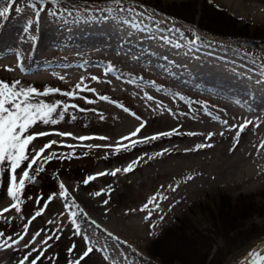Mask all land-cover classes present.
Segmentation results:
<instances>
[{
  "label": "bare ground",
  "instance_id": "1",
  "mask_svg": "<svg viewBox=\"0 0 264 264\" xmlns=\"http://www.w3.org/2000/svg\"><path fill=\"white\" fill-rule=\"evenodd\" d=\"M23 4L10 5L7 0H0V8H10L7 17L0 18V69L3 77L11 82L55 80L64 88H73L76 92V86L81 85L79 95L71 99L56 94L38 98L53 104L63 101L68 107L61 122L38 123L40 125L31 130L50 133L42 137L65 145H53L47 152L62 148L68 151L116 153L114 148L105 146L116 145L121 137L127 136L146 121L139 135L132 139L139 141L143 137L164 132L171 135L137 143L127 150L137 151L132 162L137 157H143L133 165L134 168L140 167V164L150 167L168 159L166 173L178 172L180 180L177 183L179 187L167 191V202L181 200L182 193L195 188L189 176H197L201 182L209 180V176L213 181H247L252 177L247 175L249 168H264V71L252 62L228 50L225 44L203 37L190 40L186 32L171 28L169 23H156L139 15L122 13L116 10L117 7L68 5L66 10L53 17L40 14L37 18L34 11L24 10ZM243 6L264 13V0H243ZM6 68L13 70L7 71ZM146 70H152L161 84L166 83V86L163 84L164 88H158L144 83L139 74ZM187 86L211 91L214 96L218 94L230 104L226 100H215V105L227 108L224 114L205 111L206 117L200 118L197 112L189 106H182L177 99ZM123 95H128L135 103L136 114L141 120L99 101L102 96L111 100ZM85 99L94 103H87ZM72 105H79V108ZM160 121L171 126L158 132H147L153 122L160 124ZM245 121L252 123L240 132L235 126ZM173 129L177 131L172 132ZM59 132L90 139L81 141L61 137L56 134ZM209 133L215 135L206 139ZM246 134H250V140L240 146L239 137ZM237 136L238 142L234 139ZM158 142L162 143L161 147L153 149V144ZM201 144L212 146L197 150L196 146ZM165 149L167 151L160 155ZM127 150L121 149L119 152ZM207 172L211 175L206 176ZM110 175L98 176L96 181ZM70 189L67 190V204L71 205L74 200L79 208H68L66 214L78 224L80 221L87 225V217L82 220L79 214L78 221L71 216V211L81 213L80 209H86L99 225L90 226L91 232L107 237L100 223L107 221L101 207L95 200L91 202ZM100 244L103 246L102 242ZM257 251L264 255V239L240 255L241 264L254 262L251 255ZM0 252L5 254L6 264H11L10 259L17 249L8 248ZM255 262L264 264L262 261Z\"/></svg>",
  "mask_w": 264,
  "mask_h": 264
},
{
  "label": "rangeland",
  "instance_id": "2",
  "mask_svg": "<svg viewBox=\"0 0 264 264\" xmlns=\"http://www.w3.org/2000/svg\"><path fill=\"white\" fill-rule=\"evenodd\" d=\"M162 1L164 4L177 5L189 1L193 2V0ZM207 1L222 10L226 15L238 20L241 24H248L250 30L264 32V13L256 12L248 9L247 6H243V0ZM18 2L24 3L22 7L24 10L34 11L30 6L29 0H18ZM32 2L36 3L38 0H32ZM196 3L198 8H200V2ZM68 5H85L84 7L92 8L112 6L115 8L117 7L116 10L122 13L139 15L142 18L156 23H169L171 28L186 32L190 40L203 37L225 44L228 50L235 51L236 54L247 59L248 62H252L259 70L264 71V49L257 48L260 44H264V39L230 38L208 34L197 27L196 23L198 21V16L195 19V23H186L135 0H121L120 4H117L116 0H54V2L53 0H44L43 6L46 8V11L41 14L46 17H53L66 10ZM128 9H134V11H129ZM15 13L17 12L15 11ZM247 43H251L255 46L251 47ZM146 72L139 74L140 79L144 83L158 88L163 87L164 83L161 84V80L157 78L152 70L150 72L146 70ZM0 80L15 85V82H11V80L3 77L1 69ZM19 81V86H21V88L32 87L36 88L38 92L48 93V95L37 96V99L55 94L65 95L67 99L79 95H68V93H76V91L73 88H64L55 80H44V82ZM55 89H59L60 91L55 92ZM177 99L182 106H189L192 110L197 112L196 114H198L200 118L206 117V112L210 111L221 115L224 114V110L227 109L215 105V100H224L222 96L218 94L214 96L213 92L196 86H187L182 90V93L177 96ZM99 101L104 105L115 107L131 118L141 120L136 114L135 103L128 95H123V97L117 96L111 100L100 98ZM85 102L94 103L87 99H85ZM225 102L230 104L228 100ZM132 113H135L136 116H133ZM199 117L197 120H199ZM155 123L156 122H153L147 132H158L159 130L161 131L171 126L164 124L162 121H160V124ZM39 125L40 124L36 126ZM250 137V134L240 136V146H244L248 143ZM50 140L51 138L49 137H42L33 141L30 147L32 146L39 149ZM161 145L162 143L158 142L153 144L152 148L158 149ZM50 153H63L67 158H53L51 161L47 162L44 165L45 170L39 173L36 180L32 183L26 182L24 188L17 192L18 200L16 201L12 200L8 190L9 173L5 171L3 175H0V209L8 207L10 203L17 204L21 209V211L17 212L15 208H13L11 213H4L5 215L3 214V216L0 217V231L6 234L23 231L24 226L28 224L27 218L31 217L39 206L36 201L37 197H43L44 199L40 201V204H44V201L49 196L54 193L56 194L52 201L47 203L46 208L43 209V214L36 217L29 224L28 235L25 236V240L21 241L20 245L15 248L17 252L10 259V261L12 260L9 262L11 264H16V262L23 257L24 253L28 251L23 248L24 243L40 229H44V231L37 237L36 244L33 246L36 248H44L45 245H43L41 241L46 239L48 235H55L57 230H59V239L49 241L50 246L46 248L44 253L49 259H43L42 264H74V261L79 258L80 253H82L86 247L85 240L88 241L87 246L93 248L94 251L89 257L81 260L80 264H162L160 260L151 257L148 252L150 249L153 250V242L161 236L166 229L178 225V220L187 224L189 229L202 232L207 237V241L216 242V246H222L223 243L218 235L214 234V230L211 226L212 224L208 218L209 211L214 210V204L218 201L217 197L220 195L229 197L233 200L239 198L245 199V201H248L249 198L255 199L256 214L246 220L245 224L247 227L254 226L264 231V168H249L250 172H248L249 174L247 175H252V177L247 181H240V179L213 181L212 176H209V180L201 182V179L195 176L190 180L192 186L196 185L195 188L186 194H181L179 192V195L181 194V200L179 199L176 202L174 200L167 202L168 198L159 200V208H151L150 206L152 213L151 218L146 219L148 212L141 211V208L148 198L154 193H160L166 196L168 194L167 191L171 190L169 185L176 188L175 186L180 180L177 176L178 172L166 173V169H168V159L150 167L140 164V167H133L132 171L122 172V170L127 168L132 162V158L137 155V151L127 150L117 154L112 152H97L94 150L68 151L59 148L48 152L46 151L44 155L47 156ZM117 168L121 169V171L115 176L110 175L102 180L96 181V179H94L87 184L83 183L84 179L90 175L105 171L111 172ZM21 171L22 170H18L17 172V182L19 181ZM208 175L211 174L207 172L206 176ZM61 183L64 184L66 190L71 188L70 190L83 196L85 199L91 202L95 200L107 217L105 223L100 222L102 224L101 227L103 230L105 229L107 232L112 233L114 237H119L120 242H117L114 238H107L108 236L104 238L93 234V232H91L92 229H90V226H93L89 221L90 219L91 221L97 220L92 219V214L86 209H80V212L82 210V213H86V216L81 213L79 217H81L82 220L87 217L86 220L89 219V221L87 225H83L80 223L79 218L76 217L79 221L81 234L75 235L74 231L76 225L73 224V219L66 214L68 208L65 207V205L68 204L67 198L61 194L62 189L59 187ZM160 184L163 188H161ZM16 188H19V183H17ZM101 191L105 194L95 195V193ZM166 197H168V195ZM105 200H108L107 205L104 204ZM12 216H14L13 218L15 220ZM161 217H163V219H161ZM49 221H52V223H49ZM150 225H154V227H150ZM263 239L264 235L252 238L243 247L234 250L222 264H241L242 256L240 255L249 247ZM125 241L126 243H124ZM100 242H102L103 246ZM73 245L76 246L74 251H69ZM216 246H214V250ZM4 250L5 249H0V251ZM214 250H212V252H214ZM256 253L262 255L260 251ZM256 253L251 255V258H253L252 260L254 262H260L255 255ZM33 255H35V253ZM6 261L5 254L0 252V264H6Z\"/></svg>",
  "mask_w": 264,
  "mask_h": 264
},
{
  "label": "snow or ice",
  "instance_id": "3",
  "mask_svg": "<svg viewBox=\"0 0 264 264\" xmlns=\"http://www.w3.org/2000/svg\"><path fill=\"white\" fill-rule=\"evenodd\" d=\"M10 5H16L18 0H7ZM31 8L34 10L35 15L39 18L42 12L46 11L44 5V0H38V2L34 3L32 0H29ZM54 2V0H53ZM117 4L121 3V0H116ZM39 5V6H38ZM129 11H134V9H128ZM10 12L9 7L0 8V18H6ZM151 18V17H150ZM7 71H12L11 68H6ZM96 79H99L98 77ZM20 81L17 80L15 85H12L4 80H0V175H3L5 171L9 173V193L11 198L16 201L18 200L17 192L24 188L26 182L32 183L36 180L39 173L43 172L44 165L51 161L53 158H60L64 157L67 158L65 154L60 153H50L49 155L45 156L44 153L51 149L53 145L65 146L62 142H58L56 140H50L48 143L44 144L39 149L32 147L30 149V145L33 144L38 137H42L45 135H49L50 133L47 132H32L31 130L38 124H56L61 122L64 119L65 113L68 111V107L64 104L63 101H57L56 103H49L47 101H40L37 99L39 95H48V93L38 92L36 88L28 87V88H21ZM77 92L76 93H68V95H77L81 85L78 84L76 86ZM86 91H94V89H85ZM55 92H59V89H55ZM101 99H107V97H100ZM74 108H79V105H72ZM81 111H88V109H80ZM127 110V109H126ZM133 116H136L135 113H132ZM227 123V121H225ZM252 121H245L243 124L236 125L235 127L242 132ZM146 121L142 122L139 127H137L134 131L130 132L127 136H123L120 140L116 143V145H107L105 147H112L115 149L116 153L118 154L121 149L127 150L130 147H135L137 143L148 142L150 140L158 139L160 136H168L171 133L164 132V133H156L151 137H143L141 140H134L133 137H137L141 131V129L145 126ZM176 129H173L172 132H176ZM61 137H72L77 140H88L90 137L87 136H80L76 137L73 133L69 132H59L56 133ZM190 135H196V133H190ZM215 133H209L206 139H211ZM98 139H108V137H98ZM238 142V136L234 138ZM124 141H128L127 144ZM212 145H197V150L204 147H211ZM71 147V146H68ZM264 147V145H262ZM234 150V149H233ZM167 151L162 150L160 155L163 152ZM188 151V150H186ZM146 155V154H145ZM143 159V157H137L136 161L131 162L127 168L123 169L124 172H129L133 170V164L139 163V161ZM18 170H22L20 172L19 178V188H16L17 185V172ZM121 169L117 168L111 171V173L100 172L96 173L95 175H90L86 177L83 181L84 184L96 179L98 176H104L111 174L115 176ZM193 177L189 176L188 179H192ZM61 189H65L63 183L59 185ZM175 187H179L177 184ZM163 188V186H161ZM173 191L175 188L172 185H169ZM62 195L67 198V190ZM105 194L103 191L99 193H95V195H102ZM55 193L49 196L45 201L44 204H40V201L44 199L43 197H37L36 201L39 205L37 210L31 217H28V224L24 226L22 232H16L13 234H6L3 231H0V249H8L13 248L15 249L18 245H20L21 241L25 240V236L28 235V226L32 220L36 217L41 216L43 214V209L46 208L47 203L51 202L52 199L55 197ZM166 196H163L160 193H154L152 196L148 198L145 202L141 211H147L148 216L146 219L151 218V208H159L158 201L161 199H166ZM108 200L104 201V204L107 205ZM151 206V208H150ZM65 207L71 209L73 207L79 208V205L73 203L71 205H65ZM13 208L17 212L21 211V209L17 206V204L13 203L8 207L0 209V217L3 216L4 213L10 212ZM135 211V210H133ZM82 213V210H81ZM77 211H71V216L73 218L77 217L79 214ZM86 216V213H82ZM163 219V217H161ZM10 222V221H9ZM73 224L76 225V229L74 231L75 235H80V225L73 219ZM52 223V221H49ZM93 227H99L96 221H90ZM150 227H154V225H150ZM44 229L38 230L30 239H28L23 248L27 249L23 255V257L17 261V264H42L43 259H49L44 255L46 248L49 245V241L53 239H59V230H57L55 235H48L46 239L42 240L41 243L45 245L44 248H36L33 247L36 244L37 237L41 235ZM109 238H114L117 242H120L119 237H114L112 233L103 230ZM126 243V241L124 242ZM86 247L82 253H80L79 258L74 261V264H80V261L89 257V255L94 251L93 248L88 247V241L85 240ZM75 245H73L69 251H74ZM35 253V255H33ZM258 260L264 262V256L260 253L255 254ZM249 264H254V262H249Z\"/></svg>",
  "mask_w": 264,
  "mask_h": 264
},
{
  "label": "trees",
  "instance_id": "4",
  "mask_svg": "<svg viewBox=\"0 0 264 264\" xmlns=\"http://www.w3.org/2000/svg\"><path fill=\"white\" fill-rule=\"evenodd\" d=\"M135 1L186 23H195L198 16L197 27L208 34L230 38L264 39V32L250 30L248 24H241L207 0H193L178 5L164 4L162 0ZM196 2H200V8ZM257 48L264 49V44ZM217 199L214 210L209 211L208 218L214 234L222 241V246L207 241L202 232L191 230L187 224L178 220V225L166 229L153 242V248L151 247L153 250L150 249L148 252L150 256L160 260L162 264H222L234 250L243 247L252 238L264 235V231L254 226L247 227L245 224L246 220L256 214L255 199L233 200L222 195Z\"/></svg>",
  "mask_w": 264,
  "mask_h": 264
}]
</instances>
